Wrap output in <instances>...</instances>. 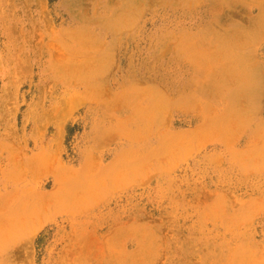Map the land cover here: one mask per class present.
I'll return each mask as SVG.
<instances>
[{
    "label": "rangeland",
    "instance_id": "obj_1",
    "mask_svg": "<svg viewBox=\"0 0 264 264\" xmlns=\"http://www.w3.org/2000/svg\"><path fill=\"white\" fill-rule=\"evenodd\" d=\"M0 264H264V0H0Z\"/></svg>",
    "mask_w": 264,
    "mask_h": 264
}]
</instances>
